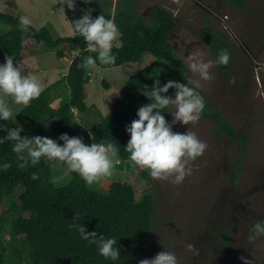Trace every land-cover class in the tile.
<instances>
[{
	"label": "trees",
	"instance_id": "16d2710c",
	"mask_svg": "<svg viewBox=\"0 0 264 264\" xmlns=\"http://www.w3.org/2000/svg\"><path fill=\"white\" fill-rule=\"evenodd\" d=\"M222 1L239 9L246 5V0ZM105 2H108L106 8L104 5L91 14L93 17L100 14L107 18L114 16L120 35L118 44L112 49L116 55L115 63L103 65L97 60L96 66L109 69L136 63L147 53L154 57L150 68L141 69L129 77L105 116L98 111L94 113L96 107L86 102L92 67L85 69L78 65L85 57L97 53L87 48L84 38L76 31L72 37H55L49 28L34 25L24 31L19 25V17L0 11V63L5 62L6 55H11L16 62L22 61L25 38L33 39L38 46L56 49L59 57L65 56L59 49L63 45L78 50L65 74L63 82L66 86H62L63 82H54L26 105L13 122L0 120V129H4L0 130V137L6 135V129L22 126V137L41 135L58 139L67 133L81 137L89 145L102 140L113 141L120 148L117 167L123 170V163L128 162L126 170H132L135 163L124 150L130 138L126 126L137 118L140 106L151 102L142 89L146 87L150 91L170 79L187 83L185 77L191 78L171 41L178 23L170 11L157 7L144 16L140 14L138 0ZM206 31L204 39L215 57L221 49L230 51L225 34L210 28ZM198 34L202 36V31ZM230 64L231 59L228 65L218 67L225 72ZM199 91L206 101L202 115L214 122L217 136L245 144L249 133L240 132L218 108L211 106L200 88ZM174 93L175 89L170 88L164 95L174 97ZM4 97L0 96V100ZM57 99L60 101L55 104ZM74 110L83 115L81 121L77 120ZM165 111H172V105ZM163 114L171 122V113ZM173 130L181 132L174 127ZM13 143L8 140L0 143V202L8 204L7 210L0 214V264H138L139 256L155 247L154 230L159 208L153 189L145 190L138 197L131 184L114 180L108 193H98L78 173L68 171L63 163L43 158L38 165L21 169V161L12 151ZM60 164L56 172L64 169L71 177L66 184L59 186L53 179L54 170ZM240 168L241 156L236 171L239 172ZM149 176L148 170L142 168L143 181H149ZM19 188L21 191L17 193ZM77 212L80 213L78 218L75 217ZM79 224H84L88 232L96 231L98 236L115 237L121 251L120 258L111 261L100 255L96 245L81 238L77 227H70ZM6 233L8 239L3 241ZM233 234L232 229H227L221 240L229 244Z\"/></svg>",
	"mask_w": 264,
	"mask_h": 264
},
{
	"label": "rangeland",
	"instance_id": "374dc122",
	"mask_svg": "<svg viewBox=\"0 0 264 264\" xmlns=\"http://www.w3.org/2000/svg\"><path fill=\"white\" fill-rule=\"evenodd\" d=\"M60 3L61 0H0V11L19 18L27 15L32 25L49 28L55 37H72L76 34L74 20L86 10L93 11L104 5L106 8L108 2L77 0L74 9L65 7V13L60 10ZM138 7L145 16L156 7L173 14L178 25L171 41L192 80L200 78L189 67L186 56L191 51L202 52L206 60L215 59L204 39L206 29L226 35L232 53L230 68L222 72L214 66L211 70L214 78L200 80V89L211 106L218 108L240 132L249 133L248 141L242 144L218 137L214 122L201 115L193 125L173 124L181 132L191 127L208 145L202 156L189 162L193 171L182 183L173 184L151 176L149 181H143V167L135 164L127 171L129 163L124 162L121 170L115 162L110 176L101 177L89 186L106 194L114 180H122L134 187L138 197L147 189L155 191L159 208L155 247L140 255L138 264L164 250L174 252L178 264H245L242 257L248 259V264H264V238L249 239L252 226L264 220V0H246L241 9L222 0H138ZM200 31L202 36L198 34ZM118 39L114 45L118 44ZM59 49L64 51V57L57 56L56 49L38 46L31 38L23 41V59L19 63L25 74L36 76L42 90L56 81L63 82L71 61L78 54L70 45ZM153 61L154 57L147 53L136 63L109 69L92 67V80L86 87L87 104L96 107L94 113L107 115L129 77L150 68ZM233 79L234 83H230ZM62 86H66L64 82ZM2 100L12 110L10 122L26 106L14 103L8 96ZM59 101L57 99L55 104ZM74 114L78 121L82 120L81 113L74 110ZM173 119L171 114V121ZM239 156L241 168L237 172ZM60 167L61 164L55 168L53 179L59 186L71 177L64 169L56 172ZM20 191L21 188L17 193ZM7 208L6 202H0V214ZM227 229L234 232L229 244L221 240ZM7 235L3 236V241H7ZM188 244L193 245L191 250Z\"/></svg>",
	"mask_w": 264,
	"mask_h": 264
},
{
	"label": "clouds",
	"instance_id": "9594fccd",
	"mask_svg": "<svg viewBox=\"0 0 264 264\" xmlns=\"http://www.w3.org/2000/svg\"><path fill=\"white\" fill-rule=\"evenodd\" d=\"M77 0H61L60 10L65 13V7L74 9ZM88 2V0H85ZM157 8V7H156ZM92 10L85 12L79 19L74 20V30L84 38L87 48L96 52V56L85 57L78 67H95L97 60L100 64L108 65L116 61L112 49L114 42L119 38L120 30L114 16L107 18L103 14L92 16ZM27 16L19 18L22 30L27 31L32 25ZM189 67L197 73L200 80H212V68L219 65H228L231 53L224 48L218 51L215 59H205L202 52L191 51L186 56ZM187 83L170 79L161 86L152 87L150 91L142 89L144 95L151 100L138 108L137 118L126 126L130 138L124 150L129 153L130 161L146 168L153 179L170 180L173 184H180L186 176L192 174L190 161L202 156L208 147L198 135L189 127L185 132L173 130V124L179 122L184 125H193L198 122L205 109V98L199 91L200 80L185 77ZM234 83V79L230 81ZM170 88L175 89L174 97L164 95ZM42 86L35 75L25 74L21 64L14 61L11 55H6L5 62L0 63V96L11 97L14 103L28 105L37 98ZM170 105L173 111H165ZM171 113L174 119L169 122L163 113ZM12 117V110L3 100H0V120L7 121ZM4 130V129H0ZM22 126L6 129V135L0 137L4 140L14 141L12 151L21 161L19 167L24 169L38 165L42 158L45 161H57L67 166L68 171L78 173L87 184L97 182L101 177L112 174L120 148L113 141L94 142L86 144L79 136L61 134L58 139L47 136L32 135L21 136ZM59 141H63L61 144ZM34 178H35V174ZM77 212L75 217H79ZM75 226L81 238L90 245H96L100 255L105 259L117 261L121 256L118 241L115 237L97 235L96 231L88 232L84 224ZM264 238V220L257 221L251 228L249 239ZM191 250L193 245L188 244ZM245 264L248 259L242 257ZM139 264H178L174 252L160 251L151 259H142Z\"/></svg>",
	"mask_w": 264,
	"mask_h": 264
},
{
	"label": "crops",
	"instance_id": "0c3cea01",
	"mask_svg": "<svg viewBox=\"0 0 264 264\" xmlns=\"http://www.w3.org/2000/svg\"><path fill=\"white\" fill-rule=\"evenodd\" d=\"M151 10H152V9H151ZM151 10H150V11H151ZM150 11H149V12H150ZM140 14L145 16V14L142 13L141 11H140ZM72 52L74 53V51H72ZM75 52H77V51H75ZM71 63H72V61H71ZM96 67H97V66H96Z\"/></svg>",
	"mask_w": 264,
	"mask_h": 264
}]
</instances>
